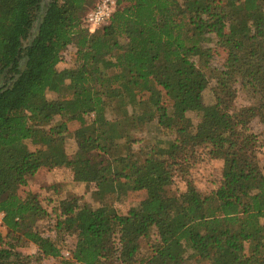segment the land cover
Returning a JSON list of instances; mask_svg holds the SVG:
<instances>
[{"label": "trees", "instance_id": "obj_1", "mask_svg": "<svg viewBox=\"0 0 264 264\" xmlns=\"http://www.w3.org/2000/svg\"><path fill=\"white\" fill-rule=\"evenodd\" d=\"M92 2L0 0V264H264V168L248 128L264 125V0H115L89 34ZM69 47L72 67L59 70ZM217 48L221 70L210 65ZM236 82L250 106L232 108ZM70 123L79 125L72 157ZM146 125L166 140L133 150ZM201 155L222 163L207 195L188 176ZM43 168L94 184L100 201H60L53 237L36 230L47 215L36 194L20 195ZM175 178L185 190L169 196ZM139 192L125 215L101 202Z\"/></svg>", "mask_w": 264, "mask_h": 264}, {"label": "rangeland", "instance_id": "obj_2", "mask_svg": "<svg viewBox=\"0 0 264 264\" xmlns=\"http://www.w3.org/2000/svg\"><path fill=\"white\" fill-rule=\"evenodd\" d=\"M97 3V0H93L92 5L89 6V11ZM91 9V10H90ZM88 11V12H89ZM260 51H264V40L259 43ZM74 49L69 47L65 51L64 60L59 64L58 69H64L72 67L74 62ZM225 53L216 49L213 58L211 59V67L216 70H221L223 65V60ZM208 78V85L206 90L202 94V101L205 105H211L212 99V89L215 85L212 80L213 72L205 70ZM238 82V81H237ZM232 83L231 86L235 90V98L232 102V108L241 109L243 107L250 106L253 102L249 99V95L245 90H243L239 83ZM47 99H56V95L48 93L46 95ZM186 117L190 119L192 124H197L198 118L194 113H187ZM56 121L58 119H55ZM79 125L77 123H70L67 125V131L64 134V144L63 148L68 157H72L76 152V142L72 137V132L78 129ZM249 131L256 137V153L257 160L260 167L264 168V125L260 124L257 119L252 120L249 123ZM133 137L140 140V143L132 145V149L136 150L142 148L144 150L149 149L151 146L157 142H163L166 140L159 131L153 125H146L142 127L138 132L133 134ZM26 145L30 151H34L37 147L33 146L30 142H26ZM158 145V144H157ZM137 151V150H136ZM201 161L192 168L188 174L189 180L194 184L196 189L202 194L207 195L213 190L219 180L220 171L222 163L220 161L208 160L203 155H201ZM185 190V183L179 179L175 178L173 183L166 188L167 194L169 196H177ZM96 188L94 184H85L82 182L75 181L72 177V173L68 169H53L48 170L43 168L36 176L29 180V184L26 190L20 191V195L23 196L24 192H30L36 194L41 205L47 212L46 217L36 224V230L40 232L43 236L53 237L54 233L52 228L54 226L55 218L58 214V204L62 200L66 199H76L78 205H87L92 208H96L99 205V200L96 198ZM111 194L105 195L101 202L111 205L114 210L119 215H125L130 208H135L144 197L142 192L139 193H127L125 196H119ZM6 234L5 228L0 223V235L4 236ZM62 238V236H61ZM150 240L140 241V253L146 254L148 250ZM70 243V242H69ZM68 246V245H66ZM64 248V247H63ZM25 255H33L35 253V248L32 245L26 246L22 251ZM264 258V250L260 256ZM35 263V262H34ZM60 260H43L39 264H60ZM37 264V263H36ZM186 264H206L201 262H196L195 260L189 259Z\"/></svg>", "mask_w": 264, "mask_h": 264}, {"label": "built area", "instance_id": "obj_3", "mask_svg": "<svg viewBox=\"0 0 264 264\" xmlns=\"http://www.w3.org/2000/svg\"><path fill=\"white\" fill-rule=\"evenodd\" d=\"M115 10V0H100L96 6L87 13L84 26L89 34L105 25Z\"/></svg>", "mask_w": 264, "mask_h": 264}, {"label": "crops", "instance_id": "obj_4", "mask_svg": "<svg viewBox=\"0 0 264 264\" xmlns=\"http://www.w3.org/2000/svg\"><path fill=\"white\" fill-rule=\"evenodd\" d=\"M36 176V175H35Z\"/></svg>", "mask_w": 264, "mask_h": 264}]
</instances>
